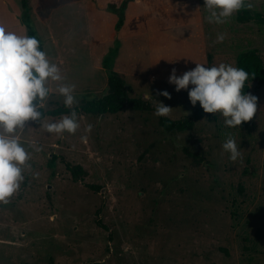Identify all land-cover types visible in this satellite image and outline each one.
Here are the masks:
<instances>
[{
	"label": "rangeland",
	"instance_id": "1",
	"mask_svg": "<svg viewBox=\"0 0 264 264\" xmlns=\"http://www.w3.org/2000/svg\"><path fill=\"white\" fill-rule=\"evenodd\" d=\"M128 2L124 25L110 5ZM264 15V0H248ZM29 23L77 106L108 86L105 59L116 41L114 71L130 98L148 110L78 116L76 133L49 134L38 124L21 137L29 160L20 189L0 202V264H264V86L253 119L235 128L204 115L194 129L169 133L156 101L172 108L165 118L192 119L188 92L168 83L195 62L237 67L240 53L264 63V24L207 22L204 0H28ZM23 0H0V26L27 34ZM219 33L223 43H215ZM28 35V34H27ZM52 92L45 109L64 106ZM168 91L171 99L159 95ZM153 98H152V97ZM156 100V101H155ZM61 117H47L54 122ZM232 138L241 157L222 150Z\"/></svg>",
	"mask_w": 264,
	"mask_h": 264
},
{
	"label": "clouds",
	"instance_id": "2",
	"mask_svg": "<svg viewBox=\"0 0 264 264\" xmlns=\"http://www.w3.org/2000/svg\"><path fill=\"white\" fill-rule=\"evenodd\" d=\"M245 7L251 8L252 4L248 0H204L210 24H224ZM224 39L225 35L219 33L215 43H223ZM205 65H208L206 61L195 62V67L182 75H177L173 68L168 83L176 92L186 90L192 106L199 102L205 113L222 116L226 127L235 128L251 121L257 112L258 98L243 91L249 73L232 64ZM64 81L60 67L49 60L35 36L17 34L0 26V202L7 203L20 189L25 178L23 170L29 160L28 148L41 151L35 142L28 147L22 142L25 130L32 127L29 122L58 136L74 134L80 127L75 110L54 122H46L43 117L42 108L52 92L51 84H55V92L64 98L66 108L78 103L75 85ZM159 95L171 99L166 90ZM171 110L163 102L156 101L154 114L157 117H166ZM222 150L229 154L231 161L241 157L232 138L222 144Z\"/></svg>",
	"mask_w": 264,
	"mask_h": 264
},
{
	"label": "trees",
	"instance_id": "3",
	"mask_svg": "<svg viewBox=\"0 0 264 264\" xmlns=\"http://www.w3.org/2000/svg\"><path fill=\"white\" fill-rule=\"evenodd\" d=\"M128 2H124L122 6L110 5L109 11L116 14L119 17V22L116 30L119 31L124 25L125 11L127 9ZM23 23L27 28V34L29 36H35L40 41L41 50L44 51V44L41 40L37 30L29 23V5L28 0H23ZM237 22L241 24H247L251 22H258L264 24V15H254L251 8H243L237 12ZM120 48V42L116 41V47L111 50L109 55L105 59V69L108 74V86L106 91L93 99L84 98L77 106L73 108H66L60 106L53 109L42 108L44 119L47 117H62L64 115H70L71 111L75 110L77 115L87 116H106L115 115L125 111L126 109L134 110H148L151 106H142L140 100H134L130 98V86L127 84L126 79L120 73L113 69V59L117 55ZM112 60V63H111ZM237 67L243 68L249 73V79L245 83L244 92L249 93L250 83H257L259 86H264V63L261 56L256 51H248L240 53L237 56ZM210 114V121L215 122L217 120L215 114L205 113L199 110L192 119L184 121H173L165 117H161L160 124L162 128L169 133L187 132L194 129L195 124L201 120L204 115Z\"/></svg>",
	"mask_w": 264,
	"mask_h": 264
}]
</instances>
